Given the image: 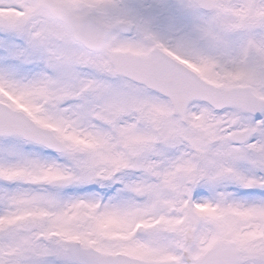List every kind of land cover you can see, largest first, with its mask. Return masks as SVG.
Masks as SVG:
<instances>
[{"label":"snow or ice","instance_id":"obj_1","mask_svg":"<svg viewBox=\"0 0 264 264\" xmlns=\"http://www.w3.org/2000/svg\"><path fill=\"white\" fill-rule=\"evenodd\" d=\"M0 264H264V0H0Z\"/></svg>","mask_w":264,"mask_h":264}]
</instances>
